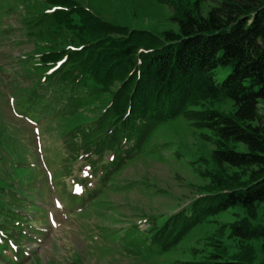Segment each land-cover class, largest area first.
Returning <instances> with one entry per match:
<instances>
[{"label":"trees","instance_id":"1","mask_svg":"<svg viewBox=\"0 0 264 264\" xmlns=\"http://www.w3.org/2000/svg\"><path fill=\"white\" fill-rule=\"evenodd\" d=\"M77 1L37 0L44 6L33 4L21 21L25 20L27 37L61 36L64 48L35 55L41 67H50L52 75L60 76L50 78L51 82L65 84L72 77L70 88L92 90L98 98L100 111L87 124H94L92 132L80 133L73 148L78 150L75 157L81 154L91 166L106 151L111 152L112 162L101 166L103 173L96 176L93 189L83 190V200L91 203L99 195V185L107 186L110 175L136 152L153 124L180 115L192 127L208 132L200 135L212 144L209 158L191 161L202 162L197 174L206 183L188 204L142 229L149 233L142 239L148 254L175 248L194 225L215 221L211 217L225 211L234 220L214 229L207 238L209 249H199L198 258L184 264H264V224L255 214V206L264 204V0H207L210 5L204 14L197 12L201 0L187 4L169 0L170 20L176 26L158 34L109 23ZM216 67H229V71L215 82ZM33 88H27L28 94ZM220 98L233 106L230 114L210 106L209 102ZM10 161L16 164L8 168L15 170L11 173L15 179L19 173L31 172L33 177L40 172L23 157L21 162ZM222 164L245 171L246 177L228 176ZM43 181L41 174V180L10 183L6 197L13 203L0 201L1 217L8 221L31 211L30 219H35L33 215L46 212L38 204H46ZM64 195L65 203L72 201L67 196L72 194ZM260 216H264V205ZM222 228L235 247L231 253L230 246L220 241ZM0 229L11 233L2 222ZM26 234L19 239L29 238ZM250 238H258L263 254L256 262L247 243Z\"/></svg>","mask_w":264,"mask_h":264},{"label":"rangeland","instance_id":"2","mask_svg":"<svg viewBox=\"0 0 264 264\" xmlns=\"http://www.w3.org/2000/svg\"><path fill=\"white\" fill-rule=\"evenodd\" d=\"M190 1L180 0L185 4ZM77 2L98 18L128 29L158 34L176 26L170 20L173 8L169 0ZM33 4L40 9L44 6L37 0H0V161H4L0 162V201L4 205L13 203L6 197L10 183L41 180L42 174L46 204H38L46 212H33L40 213L33 215L40 220L30 219L31 211L22 212L23 218L8 221L0 215V222L11 232L3 234L0 229V264H184L198 258L199 249H209L207 238L214 229L235 217L225 211L213 215L215 221L194 225L175 248L162 254H148L149 248L142 239L149 233L142 229L152 222L160 223V217L173 214L202 192L206 180L197 174V169L201 170L203 164L191 161L209 158L212 144L200 135L208 132L192 127L180 115L153 124L136 152L110 175L107 186L99 185V195L91 203L84 201L83 190L93 189L96 176L104 171L101 166L108 167L112 162L111 152L106 151L91 166L81 154L75 157L78 150L73 148L80 133L89 129L92 132L94 124H87L100 111V105L92 90L70 88L72 77L65 84L51 82L50 78L57 76L50 73V67L38 63L37 53L65 45L61 36H26L27 29L22 24L25 20L21 21V17L31 12ZM209 5L207 0L199 1L198 14H204ZM228 71L229 67H216L215 82ZM32 85L33 91L28 94L27 88ZM209 103L225 114H230L233 107L224 98ZM72 129L75 130L69 134ZM22 157L40 172L33 177L31 172H23L13 178L11 173L15 170L8 168L16 164L10 159L21 162ZM222 166L230 177H246L241 169ZM65 170H69L68 174H64ZM63 191L72 194L67 195L72 201H63ZM263 205L255 206V214L256 220L264 224V216H260ZM235 211L241 215L239 209L232 210ZM25 227L32 228L35 234ZM222 231L220 241L230 246L231 253L233 242L225 237L228 231ZM24 234L34 241L27 237L23 240ZM21 235L23 239H19ZM247 243L252 245L254 262L262 259L258 238H250Z\"/></svg>","mask_w":264,"mask_h":264},{"label":"snow or ice","instance_id":"3","mask_svg":"<svg viewBox=\"0 0 264 264\" xmlns=\"http://www.w3.org/2000/svg\"><path fill=\"white\" fill-rule=\"evenodd\" d=\"M76 191H78V192H79V191H80V189H79V188H77V189H76Z\"/></svg>","mask_w":264,"mask_h":264}]
</instances>
